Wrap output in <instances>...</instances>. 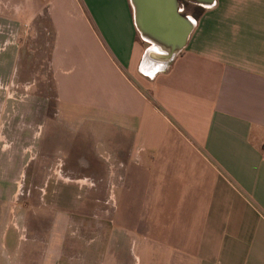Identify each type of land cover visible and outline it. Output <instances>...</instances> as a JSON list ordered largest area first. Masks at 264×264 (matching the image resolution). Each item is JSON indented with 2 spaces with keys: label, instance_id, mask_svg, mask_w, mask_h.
I'll list each match as a JSON object with an SVG mask.
<instances>
[{
  "label": "crops",
  "instance_id": "0c3cea01",
  "mask_svg": "<svg viewBox=\"0 0 264 264\" xmlns=\"http://www.w3.org/2000/svg\"><path fill=\"white\" fill-rule=\"evenodd\" d=\"M20 1L51 30L42 120L109 157L93 264H264V0H214L161 71L129 0Z\"/></svg>",
  "mask_w": 264,
  "mask_h": 264
},
{
  "label": "rangeland",
  "instance_id": "374dc122",
  "mask_svg": "<svg viewBox=\"0 0 264 264\" xmlns=\"http://www.w3.org/2000/svg\"><path fill=\"white\" fill-rule=\"evenodd\" d=\"M19 1L0 0V264L45 256L93 264L95 244L108 239L109 157L94 156V147L101 151L94 141L70 136L67 142L61 126L42 120L54 113L51 30L45 14L19 12ZM178 3L188 17L197 7ZM31 103L38 104L37 118ZM50 243L55 250L45 252Z\"/></svg>",
  "mask_w": 264,
  "mask_h": 264
},
{
  "label": "water",
  "instance_id": "95a60500",
  "mask_svg": "<svg viewBox=\"0 0 264 264\" xmlns=\"http://www.w3.org/2000/svg\"><path fill=\"white\" fill-rule=\"evenodd\" d=\"M186 1L201 8L214 3V0ZM129 3L141 38L165 54L161 71L185 46L195 20L181 13L178 0H129Z\"/></svg>",
  "mask_w": 264,
  "mask_h": 264
},
{
  "label": "trees",
  "instance_id": "16d2710c",
  "mask_svg": "<svg viewBox=\"0 0 264 264\" xmlns=\"http://www.w3.org/2000/svg\"><path fill=\"white\" fill-rule=\"evenodd\" d=\"M203 11H204L203 8L197 6L193 9V13L191 16L193 17L194 20H198V18L201 16Z\"/></svg>",
  "mask_w": 264,
  "mask_h": 264
},
{
  "label": "bare ground",
  "instance_id": "6f19581e",
  "mask_svg": "<svg viewBox=\"0 0 264 264\" xmlns=\"http://www.w3.org/2000/svg\"><path fill=\"white\" fill-rule=\"evenodd\" d=\"M156 51V50H155Z\"/></svg>",
  "mask_w": 264,
  "mask_h": 264
},
{
  "label": "flooded vegetation",
  "instance_id": "af4514ba",
  "mask_svg": "<svg viewBox=\"0 0 264 264\" xmlns=\"http://www.w3.org/2000/svg\"><path fill=\"white\" fill-rule=\"evenodd\" d=\"M179 4V3H178Z\"/></svg>",
  "mask_w": 264,
  "mask_h": 264
}]
</instances>
